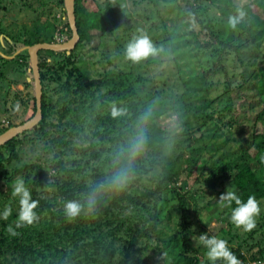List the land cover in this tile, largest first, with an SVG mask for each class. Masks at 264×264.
Wrapping results in <instances>:
<instances>
[{
	"label": "trees",
	"instance_id": "trees-1",
	"mask_svg": "<svg viewBox=\"0 0 264 264\" xmlns=\"http://www.w3.org/2000/svg\"><path fill=\"white\" fill-rule=\"evenodd\" d=\"M63 1L55 0L54 4L65 15ZM117 1L119 0H115V4H118ZM206 1L214 5L219 15L206 22L205 36H201L198 32L200 30L193 28L192 35L186 39L185 33L174 35V32L169 36V30L165 31L171 43L175 44L174 51H178L173 61L179 73L175 80L182 90L176 94V98L186 103L178 108L180 115L186 119L184 123L189 129L198 125L196 128L200 131L198 137L188 142L189 150H181L176 156L168 152V144L173 136L167 133L168 128L160 122V116L146 106L142 96L131 99L127 105H118L124 109L122 115L113 117L107 111L101 117L100 122L108 132L95 133L100 140L99 144L93 142L82 146L83 139H77L81 133L76 124L67 127L70 123L67 120L69 109L74 110L72 105L68 108L64 104V107L57 108V115L55 114L56 117L50 125L47 104L51 101L45 97V81L52 68L50 69V64L38 52L42 117L32 130L22 132V136L29 131L39 130V139H32L29 143L40 146L46 160L29 164L20 160L16 147L22 143L21 134L0 145V179L9 186L15 177H23L31 190L32 198L39 202L35 209L38 220L32 225L15 228L19 205L16 198L13 200V197H9L12 200L7 207H11L12 212L8 219H0V264H152L144 256L147 253L158 254V260L154 264H198L200 257L191 255L185 231L190 222L189 198L194 197L195 190L194 185L184 190L186 180L181 185L177 184L178 171L182 167L188 176L194 170L201 169L202 172L196 174L194 180H201L210 189L220 187L216 190L219 193L221 189L228 188L235 190L243 199L254 195L258 201L264 200V0H248L243 4L236 3L235 0H148L154 7L163 9L158 13L160 17L172 12L175 14V9L180 7L181 17L188 21L192 13L205 10ZM46 3V0L41 1V5ZM104 4V7L96 5L89 9L90 3L86 0H74L76 25L80 36L78 43L83 40L90 43L94 29L99 30L101 36V21L112 16H115L116 22L119 21L121 14L114 11L119 10L114 2L107 0ZM237 5L244 7L247 16L233 29L227 25L226 20L234 13ZM100 17L102 19L99 20ZM55 20L52 24L34 20L30 26L23 24L16 30L0 27V34H7L6 38L12 42L11 49L14 52L19 43L22 47L23 44L52 42L49 41V34L47 37L40 34L42 27L47 25L53 31L57 26V23H53ZM201 21L202 18L199 23ZM66 27L71 32L67 20ZM190 39L196 43L197 54L193 48L195 43L191 44ZM15 44H18L17 47ZM183 44L185 45L181 47ZM249 44L260 54L261 64L235 86L224 88L216 96L208 98L209 73L219 66L222 67L224 58L231 52L242 61L244 47ZM27 59L28 53L22 52L15 56L13 61L16 60L18 72L21 66L25 68L23 60ZM181 60L189 68L187 72H180ZM6 61L8 60L0 56V64ZM71 74H67V80ZM77 78L75 76V80ZM23 83L29 84L25 80ZM77 86L81 90H89L83 82H78ZM131 88L132 85L128 87ZM165 92L168 96L174 93L172 99L175 105V91ZM87 107L92 111L95 101L92 100ZM35 110L33 97L30 117ZM141 114L144 116H140ZM130 121L132 131L141 130L133 140L127 137L130 130L123 128ZM12 125L15 124L9 122L0 133ZM117 127L119 130L113 135ZM193 130L194 128L191 132H185L190 133L187 138L192 136ZM76 140L80 141L79 145H76ZM126 149L135 151L136 154L126 155ZM48 152H53L54 160L46 157ZM72 153L79 154L80 159L72 157ZM143 153L147 155L150 164H160V170L152 173L151 179L155 185L153 188L145 186L146 184L140 185L142 176L139 174L147 172L146 166L139 160ZM90 161L95 165L87 175L83 166ZM118 173L123 176V183L119 187L113 183V178ZM169 189L175 194V209L170 210L178 212L177 223H169L167 218H163L166 214L162 216L159 213L161 204L167 205L169 201L165 195ZM2 196L0 192V197ZM90 199L94 201V211L91 212L88 210ZM66 200H76L83 205L80 214L75 218L69 219L64 215L63 205ZM141 209L145 213H140ZM224 209L230 213L229 208ZM9 224L15 228L17 235L13 236L7 231ZM160 224H163L162 227L169 224L180 231L176 237L175 230L166 236L158 228ZM257 226L263 228L259 239L260 242L262 238L261 244H257V250L248 259L242 254L240 247H230L240 264H246L247 261L255 264L264 262V216ZM153 231H156L159 243L166 244L165 247L149 242ZM84 235L90 236V239L85 240ZM107 236L109 240H103ZM169 247L171 249L168 251L166 248ZM39 257V262H34Z\"/></svg>",
	"mask_w": 264,
	"mask_h": 264
},
{
	"label": "rangeland",
	"instance_id": "rangeland-1",
	"mask_svg": "<svg viewBox=\"0 0 264 264\" xmlns=\"http://www.w3.org/2000/svg\"><path fill=\"white\" fill-rule=\"evenodd\" d=\"M41 1L42 0H0V27L6 30H16V28H21L23 24L30 26L34 20L35 22L39 21L41 23L43 21H48L52 24V21L56 19L53 22L57 23L54 30H51L50 25L43 26L40 35H45L47 37L49 34V41L52 42H63L68 40L71 37V32H69L66 27V14L62 15V11L54 4L55 0H46L47 3L45 5H41ZM106 1L107 0H86V2L90 3L89 9L96 7V5L104 7ZM111 1L114 2L115 7L119 8V10L115 9L114 11H118V14H121L120 19L116 22L115 16H112L105 19V21H101L99 23V27L103 29L101 31V36L99 35V30L94 29L92 30L90 43L83 40L78 43L76 48L70 50V52L46 49L39 51L41 56L46 59V63L50 64V69L52 68L51 71L48 69L49 74L46 75L45 81V97L51 101L47 104L50 125H52L53 118L56 117L55 110L57 108L61 106L64 107V104L68 108L72 105L74 110L69 109L67 120L70 123L67 124V127H69L70 124H76V128L79 129L81 133L77 139H83L82 146H87L93 142L99 144L100 140L98 136H95V133L108 132V130L105 131V127H103V124L100 122L101 117H103L107 111L111 113L113 104L116 106L127 105L131 99L142 96L145 98L146 106L157 116H160V122L164 123L168 128L167 133L173 136L168 144L169 154L176 156L181 150L188 151V142L194 137H198L200 131L196 128L198 125H194L192 127L194 128L192 136L187 138L190 133L185 134V132H191L192 128L189 129L187 127L184 123L186 119L180 115L181 111L179 109L186 103L176 98V94L180 93L182 90L178 87V83H176L175 80L179 73L173 61L178 51H174L173 45L175 44L171 43L169 36L173 35L174 32V35L185 33L184 37L186 39L188 36L192 35L191 28L200 30L198 32H200L201 36H205V32L207 31L205 28L206 22L210 18L213 19L218 17L219 13L217 9L214 5H210L209 1H206L207 7L205 10L192 13L188 21L187 18L184 19L181 17L180 7L175 9L177 11L175 14L172 12L169 15L160 17L158 13L163 9L161 7H154L148 0H139L137 3L134 0H119L120 2L117 1L118 4H115V0ZM247 1L248 0H235V2L239 4H243ZM111 5L113 6V4ZM180 5H182V2ZM146 13L148 14L145 15ZM200 18H202L201 23H199ZM100 19H102V17H100L99 20ZM165 31L168 32L169 36H167ZM6 35V33L0 34V40H3V44L8 47L7 49L9 51L6 52L10 54V56L13 57L22 52L27 53L26 47L28 45L23 44L21 47V43H19V45L15 44V47L18 45V49L13 52L11 49L12 42L6 38ZM134 35H147L157 48L156 54L149 55L137 63L128 60L125 57V46L128 40ZM190 40L191 44L195 43L192 39ZM184 45L185 44L181 45V47ZM193 48L197 54L196 50H198V48H196V43L193 45ZM17 50L18 52H16ZM196 54L194 55L195 58L197 56ZM14 58H12V60H14ZM261 59L260 54L253 46H250V44L244 47L242 61L239 60V57L235 53L231 52L228 54L222 62L223 66L217 67V69L209 73L207 77V81L210 83L209 96L207 97H214L222 92L224 88L235 86L248 76L252 69L257 68L259 64H261ZM15 61H13L14 63H12V65H4L3 63L0 65V74L3 72L0 76V130L9 122L15 125L22 123L27 120L32 113L34 79L32 73L27 70L29 67V56L26 61L23 60V63L26 64L25 68L21 66L19 72L16 69L17 64ZM184 64L185 61L181 60L180 65L182 69L180 72H187L189 70ZM8 66L15 69L10 72ZM71 71L73 74H71ZM67 74H71L68 80L66 79ZM75 76H78L76 80ZM12 80L15 81L12 82ZM24 80L29 82V84L25 85L23 83ZM78 82L86 84L89 90H81L78 88ZM131 85L132 88L128 89ZM165 90L175 91V105L172 99L174 93L168 96L165 95ZM195 98L198 99V96L195 95ZM92 100L95 101V107L90 111L91 108H88L87 104ZM17 102H19V108L15 107ZM140 116L144 115L141 114ZM123 118H126V116L123 115ZM130 124L131 121L123 128L130 130L127 137L129 140H133L138 137L141 130L132 131ZM50 125L47 126V129H49ZM135 125L137 128L140 127L137 123ZM33 127L27 130H32ZM118 130L117 127V130L112 134L116 135ZM3 131L0 134H2ZM38 131H29L24 136L20 133L22 136V143L16 148L20 160L25 164L39 162L40 160L44 161L45 159L41 147L34 146V144L30 145L29 143L32 139H39L37 138ZM76 142V145L80 144V141L76 140ZM112 147H114L113 144ZM126 151V155L129 156L136 154L135 151H130L129 149H126ZM71 155L74 158L80 159L79 154L72 153ZM53 156V152H48L46 154V157L51 161L55 159ZM139 160L147 168V172L144 171L139 174L142 176L140 178L142 182L140 185L146 184L145 186L155 187L151 177L154 170H160V164H150L147 161V155L145 153L141 155ZM42 164L47 163L42 162ZM94 165L95 163L93 161H90L88 165H84V172L89 175L94 169ZM154 165H156V167ZM199 166H201V164H199ZM201 172V169H196L188 176L183 167L178 171L179 179L177 184L181 185L184 180H186L187 184L184 190H186V188H191L192 185H194L193 189L195 190L194 197L189 198L188 206L190 209L188 214L190 215V222L185 230L187 244L192 251L191 255L196 254L200 257L198 264H207L204 248L195 244V239L198 238V235L206 232L208 235H216L224 238L228 242L229 247H240L241 252H243L242 254L248 259L250 254L257 250V244H261L262 238L260 242L259 239L261 234H263V228L257 225L258 222L262 220V216H264V200L258 201L261 211L256 217V226L250 231L238 228L230 221V213H228V210L221 207L218 202L219 195L226 191V189H221L219 193L216 190H219L220 187L210 189L203 184L201 180L198 179L199 182L194 180L195 175ZM203 175H206V173ZM0 192L5 196V198H3V196L0 197V207H2L3 210L9 205V201L12 199L14 200V197L12 198L11 196L10 185L7 186L2 178L0 179ZM165 195L169 201L167 205L164 203L161 204L159 213L162 214V216L166 214L163 218H167L166 220H168L169 223H177L179 215L178 212L174 210L176 199L173 198V196L175 194L169 189V191L165 192ZM9 197L12 199L9 200ZM155 199L157 201V195H155ZM152 204L153 202H151V205ZM170 208L174 209L170 210ZM140 213H145V210L141 209ZM162 225L163 224L158 225V228H161L166 236L175 230L176 237L180 231L178 228H174L169 224L165 227H162ZM155 232L156 231L151 232L149 236V242H151V244L159 243ZM83 237L85 240L90 239L88 235H84ZM103 240H109V237H103ZM263 244L264 242L262 245ZM159 245L163 247L166 246L165 243H159ZM166 249L169 251L171 248L169 247ZM144 256L148 257V261L152 264L158 260L157 253H147ZM39 260L40 257L34 262H39ZM156 264H158V262Z\"/></svg>",
	"mask_w": 264,
	"mask_h": 264
},
{
	"label": "clouds",
	"instance_id": "clouds-1",
	"mask_svg": "<svg viewBox=\"0 0 264 264\" xmlns=\"http://www.w3.org/2000/svg\"><path fill=\"white\" fill-rule=\"evenodd\" d=\"M247 12L242 5H237L233 14L227 17L226 23L229 27L235 29L241 22L245 20ZM157 48L147 35H134L130 38L125 46V57L133 63L141 61L149 55H155ZM19 102L15 104L19 108ZM124 109L112 105L111 115L117 117L122 115ZM139 145L137 144V147ZM115 186H121L123 183L122 174L118 173L113 178ZM11 196L18 201V209L16 216L15 228H20L26 225H32L38 220V213L35 210L38 201L32 198L31 190L26 185L23 177H15L10 184ZM218 202L221 207L230 209V221L238 228L245 231H250L256 226V217L260 214V206L257 198L254 195H248L243 199L235 190L222 192L218 197ZM94 201L89 200L88 210L94 211ZM83 205L76 200H66L63 205L64 215L69 218H75L80 214ZM12 212L11 207H5L0 211V219H8ZM15 228L9 224L7 231L13 236L17 235ZM195 244L204 248V255L207 264H240L237 256L228 246V242L216 235H208L206 232L198 235L195 239Z\"/></svg>",
	"mask_w": 264,
	"mask_h": 264
},
{
	"label": "water",
	"instance_id": "water-1",
	"mask_svg": "<svg viewBox=\"0 0 264 264\" xmlns=\"http://www.w3.org/2000/svg\"><path fill=\"white\" fill-rule=\"evenodd\" d=\"M65 14L69 28L71 30V37L63 42H37L28 45L27 53L29 56V71L32 72L33 76V87H34V97L36 110L33 116L23 121L22 123L13 125L8 128L2 134H0V145L5 144L8 140L17 136L18 134L24 132L25 130L33 127L39 122L42 117L41 114V94L42 85L39 74L38 66V52L42 49L53 50V51H67L74 49L79 41V33L76 25L75 11H74V0H64ZM18 52V50L16 51Z\"/></svg>",
	"mask_w": 264,
	"mask_h": 264
},
{
	"label": "crops",
	"instance_id": "crops-1",
	"mask_svg": "<svg viewBox=\"0 0 264 264\" xmlns=\"http://www.w3.org/2000/svg\"><path fill=\"white\" fill-rule=\"evenodd\" d=\"M0 56H2V57H4L5 59H7L8 61L6 62V63H4V65H7V64H10V65H12V63H14L13 62V60H12V58H14L15 56H10V54H8L6 51H9L7 48V46L6 45H4L3 44V40H0ZM6 53V54H5ZM1 65V64H0ZM15 68H11L10 66H8V70L11 72V71H13ZM27 70L29 71V67L27 68ZM27 72V71H26ZM30 72V71H29ZM9 73V72H8ZM16 80V79H15ZM15 80H12V82H14ZM11 83V82H10Z\"/></svg>",
	"mask_w": 264,
	"mask_h": 264
},
{
	"label": "built area",
	"instance_id": "built-area-1",
	"mask_svg": "<svg viewBox=\"0 0 264 264\" xmlns=\"http://www.w3.org/2000/svg\"><path fill=\"white\" fill-rule=\"evenodd\" d=\"M246 264H255V263L254 262H251V261L250 262L247 261Z\"/></svg>",
	"mask_w": 264,
	"mask_h": 264
},
{
	"label": "bare ground",
	"instance_id": "bare-ground-1",
	"mask_svg": "<svg viewBox=\"0 0 264 264\" xmlns=\"http://www.w3.org/2000/svg\"><path fill=\"white\" fill-rule=\"evenodd\" d=\"M32 73V72H31Z\"/></svg>",
	"mask_w": 264,
	"mask_h": 264
}]
</instances>
